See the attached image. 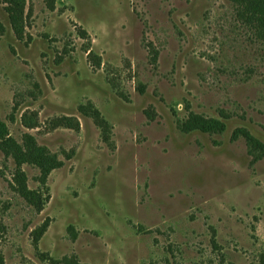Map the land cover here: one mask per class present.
Wrapping results in <instances>:
<instances>
[{
  "label": "rangeland",
  "instance_id": "obj_1",
  "mask_svg": "<svg viewBox=\"0 0 264 264\" xmlns=\"http://www.w3.org/2000/svg\"><path fill=\"white\" fill-rule=\"evenodd\" d=\"M240 16L0 0V264H264V154L232 139L264 146V44Z\"/></svg>",
  "mask_w": 264,
  "mask_h": 264
},
{
  "label": "trees",
  "instance_id": "obj_2",
  "mask_svg": "<svg viewBox=\"0 0 264 264\" xmlns=\"http://www.w3.org/2000/svg\"><path fill=\"white\" fill-rule=\"evenodd\" d=\"M240 11V17L249 21L258 30V38L264 44V0H231ZM178 128L183 132L199 130L206 133L217 132L224 130V125L218 120L212 118H203L190 114L189 117L178 124ZM4 125L0 122V135L3 134ZM242 136L250 152L256 153L257 157L264 154V146L253 138L246 130L236 129L232 133V139Z\"/></svg>",
  "mask_w": 264,
  "mask_h": 264
}]
</instances>
